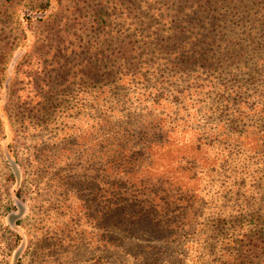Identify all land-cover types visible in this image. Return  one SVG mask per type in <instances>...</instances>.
<instances>
[{
    "label": "rangeland",
    "instance_id": "1",
    "mask_svg": "<svg viewBox=\"0 0 264 264\" xmlns=\"http://www.w3.org/2000/svg\"><path fill=\"white\" fill-rule=\"evenodd\" d=\"M0 264H264V0H0Z\"/></svg>",
    "mask_w": 264,
    "mask_h": 264
},
{
    "label": "trees",
    "instance_id": "2",
    "mask_svg": "<svg viewBox=\"0 0 264 264\" xmlns=\"http://www.w3.org/2000/svg\"><path fill=\"white\" fill-rule=\"evenodd\" d=\"M199 16H197V18H198Z\"/></svg>",
    "mask_w": 264,
    "mask_h": 264
}]
</instances>
